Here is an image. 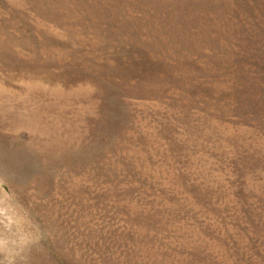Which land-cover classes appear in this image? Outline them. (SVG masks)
Segmentation results:
<instances>
[{
    "label": "rangeland",
    "instance_id": "obj_1",
    "mask_svg": "<svg viewBox=\"0 0 264 264\" xmlns=\"http://www.w3.org/2000/svg\"><path fill=\"white\" fill-rule=\"evenodd\" d=\"M0 177L30 264H264V0H0Z\"/></svg>",
    "mask_w": 264,
    "mask_h": 264
},
{
    "label": "clouds",
    "instance_id": "obj_2",
    "mask_svg": "<svg viewBox=\"0 0 264 264\" xmlns=\"http://www.w3.org/2000/svg\"><path fill=\"white\" fill-rule=\"evenodd\" d=\"M42 241L43 229L31 208L0 177V264H30Z\"/></svg>",
    "mask_w": 264,
    "mask_h": 264
}]
</instances>
